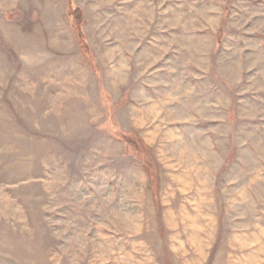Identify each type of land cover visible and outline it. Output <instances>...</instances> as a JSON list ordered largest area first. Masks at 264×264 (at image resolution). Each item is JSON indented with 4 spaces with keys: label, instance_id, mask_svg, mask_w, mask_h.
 Segmentation results:
<instances>
[{
    "label": "rangeland",
    "instance_id": "374dc122",
    "mask_svg": "<svg viewBox=\"0 0 264 264\" xmlns=\"http://www.w3.org/2000/svg\"><path fill=\"white\" fill-rule=\"evenodd\" d=\"M0 264H264V0H0Z\"/></svg>",
    "mask_w": 264,
    "mask_h": 264
},
{
    "label": "trees",
    "instance_id": "16d2710c",
    "mask_svg": "<svg viewBox=\"0 0 264 264\" xmlns=\"http://www.w3.org/2000/svg\"><path fill=\"white\" fill-rule=\"evenodd\" d=\"M72 14H73V16H74V19L77 21L76 22V25H78L79 24V22L80 21H78L79 19H80V16H79V14H80V10L78 9V8H75L74 10H73V12H72ZM80 33V32H79ZM78 33V34H79ZM80 35V34H79ZM78 38H79V42L81 43V38L78 36Z\"/></svg>",
    "mask_w": 264,
    "mask_h": 264
}]
</instances>
